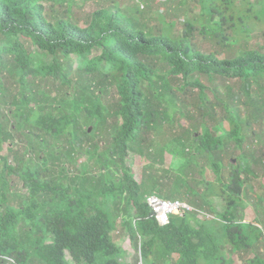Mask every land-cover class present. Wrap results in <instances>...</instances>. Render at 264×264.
<instances>
[{"label": "trees", "instance_id": "16d2710c", "mask_svg": "<svg viewBox=\"0 0 264 264\" xmlns=\"http://www.w3.org/2000/svg\"><path fill=\"white\" fill-rule=\"evenodd\" d=\"M48 1L67 0H0V264H130L120 260L125 251L116 242L124 235L138 250L135 264H223L218 240L195 212L183 210L161 224L147 202L149 195L177 199L206 153L216 160L206 165L226 203L223 211L210 203L208 210L232 250H250L253 264H264L255 244L262 238L264 245L263 228L254 234L261 220H236L250 197L264 214V182L254 168L264 174V40L250 46L243 39L250 18L263 23L264 39V0H241L244 13L238 0H198V16L191 17L188 0H171L169 19L154 6L158 0H94L84 24L46 8ZM179 12L182 27L175 31ZM198 34L241 46L233 56L217 50V42L202 50ZM73 54L81 65L68 60ZM201 75L224 82L225 93L213 86L224 118L212 128L208 118L216 113L203 107L209 99ZM233 78L238 85L230 84ZM111 85L117 97L104 104L102 92ZM192 95L197 121L189 111L184 116L194 126H175L179 103ZM160 131L170 134L182 160L176 168L182 176L174 173L166 185L172 198L162 189L145 193L132 168L133 154L152 158L144 144ZM258 142L263 148L255 154L251 145ZM233 147L241 150L237 163H222ZM81 154L86 159L76 166ZM187 201L198 206L197 197Z\"/></svg>", "mask_w": 264, "mask_h": 264}, {"label": "rangeland", "instance_id": "374dc122", "mask_svg": "<svg viewBox=\"0 0 264 264\" xmlns=\"http://www.w3.org/2000/svg\"><path fill=\"white\" fill-rule=\"evenodd\" d=\"M110 0H103V4L108 3ZM198 0H188L186 4H188V7L192 10L190 12H187V16L190 17L193 14L197 15L199 3L196 2ZM69 2V4H68ZM98 2V0H96ZM239 4V9H237L240 13L245 12L246 4H241V0L237 1ZM121 3V2H118ZM46 8H51L55 10L56 12L61 13L62 15L70 16L72 20H77L80 22V24H84L83 19L85 18L86 14L92 11L94 8H96V3L94 0H67L63 2H50L48 1L46 4ZM157 8H159L160 13L166 15V19H169L171 17V7L175 6L174 1H168L165 2L164 0H158L157 5L154 4ZM197 10V11H196ZM170 14V15H169ZM183 12H179L178 14V20L175 23V31H178L182 27V17ZM198 16V15H197ZM214 21H218V17L214 18ZM248 24L251 25L250 30L247 32L246 36H243V39L247 40L248 44L250 46L263 43V36L261 35L260 31L262 30L263 23L262 22H256L254 18H250L247 20ZM152 24H155V21L151 22ZM227 33L231 34V31L228 29ZM240 36V34H238ZM195 40L199 43V48L202 50H207L209 47L214 46L217 42L218 44L215 45V48L219 51H226V53H231V56L234 55V53L240 49L241 44H234L235 42L232 41V39L227 42L224 41V45H220L219 41H211L210 39L203 38L202 35H197ZM234 44V45H233ZM230 46L228 48L227 46ZM212 48V47H211ZM225 54V53H224ZM90 57V56H89ZM44 61L48 62L50 61V57L44 56ZM68 60L73 63L74 67L81 65V58H79L77 55L73 54L70 55ZM166 65H163L162 68H160V73H164L166 70ZM8 71H5V74ZM8 75V74H6ZM199 79L201 83L204 85V93L207 96V99H209V102H204L206 106L203 107H209L210 110L216 113L215 119L212 121L208 118V125L212 128L214 124H216L217 120H219L222 116L224 118V110L222 109L221 105L216 103L217 98L214 97V91L213 86L217 85L218 89L221 92H224L225 89L223 87V81L219 77L208 79L204 76H199ZM230 84L238 85L239 80L238 79H231L228 80ZM195 91L197 92L198 89L196 87ZM225 93V92H224ZM102 102L106 104V102H111L117 97V92L114 87V85H111L108 90L104 93L102 92ZM224 94H222L223 96ZM199 102L196 95H192L188 98H185L184 103H179V111L177 114L173 115V122L175 126L179 123L180 125L185 126L186 128H191L194 126L193 122L197 121V116H199V113L201 112L199 109H196L194 106L195 104ZM212 107V108H211ZM240 111L244 113L245 106L241 105ZM180 110H182L183 115L180 114ZM189 111H193V115L191 117H196L193 121L191 117L184 116L188 115ZM185 113V114H184ZM223 125L224 127L227 126V122L225 119H223ZM170 126V123H166L163 128H168ZM217 127V126H216ZM91 127L89 128V130ZM169 129L166 131L168 133ZM201 133L200 129L198 131H195L194 134L198 135V133ZM221 132L219 129L218 134ZM170 134H165L162 131L154 133V138H151L148 143L145 142L144 146L146 147V150L150 149V153L152 155V158L150 156L146 157L141 153H135L133 154V162H132V168L134 173V178L141 183V189L148 194L150 190L151 192H156L159 195L162 193L160 192V189H162V192H164L165 198H172L175 197V195L167 194L166 193V185H171L173 182V175L177 172V174H180L178 166L182 163L179 162L181 159L180 156H175L173 152L175 151V143L172 141L170 142V139L172 137L169 136ZM170 137V138H169ZM18 140V138H16ZM54 141V140H51ZM244 143H248V141H245ZM9 144V143H8ZM7 142L3 144L2 152L5 154L7 152L6 146L8 145ZM252 144L251 146L254 147L255 154L258 152H261V149L263 146L260 142ZM11 145V144H10ZM258 147L259 151H256V148ZM234 153L224 157L222 159V163L227 164L228 163H237L238 158L237 156L241 154V150L233 147ZM27 151V150H24ZM188 152V151H187ZM235 154V155H234ZM198 158V157H197ZM205 158V159H204ZM86 155L81 154L79 158L75 161L76 166H79L81 164V161H85ZM177 160V161H175ZM212 160L216 161L210 154L206 153V156L199 157V166L194 167L192 166L193 170H191V174L188 176L187 183H183L179 186V191L177 192L178 197H176L179 200H182L184 202L189 203L187 200H190L194 197H197V203L198 206L195 207V205L190 204V214H195V217H197L200 221H203L208 230L211 232V234L218 240V252L223 250L224 252V263L223 264H253V252L250 250H232V245L228 240L226 241L225 235L223 236V229L221 226V223L219 221L218 216L216 215V212L223 211V209L226 206L224 195L221 193L220 187L215 183V174L213 171L210 170V167L206 165V162L208 165L212 162ZM12 161V160H11ZM89 164L92 166V162L89 161ZM229 165V164H228ZM204 166L207 168L203 173H200L198 170ZM211 166V165H210ZM178 168V169H176ZM258 171H261V175L259 176V180L264 182V174L259 167L254 166ZM170 172V173H169ZM181 175V174H180ZM182 176V175H181ZM155 180L161 181L163 184L157 183L155 184ZM212 186V192L207 191V183L211 182ZM259 180H254L253 185L255 189H258ZM190 188L195 191H190ZM211 190V188H210ZM260 190V189H259ZM189 191V192H187ZM257 201L253 197L247 198L245 200V206L244 208H239L237 210L236 220L242 221V222H254L258 223L257 220H261L260 225L262 226H255L254 228V234L258 233L259 228H263L264 230V214L261 209H259V206L256 204ZM209 203L213 206L215 209L214 212L209 211ZM198 208L197 211H194L193 209ZM183 211H181L179 214H182ZM119 223V221H118ZM214 226H211V225ZM213 227V229L211 227ZM114 233H117L116 231ZM250 235L253 237V234L250 233ZM264 240V239H263ZM116 242L118 245H120L124 251L125 254L120 258V260H124L130 264H135L136 255L138 253V250L132 246V244L129 241V237L127 235H124L121 238H116ZM256 245H258V251L262 255L261 258H264V245L262 238L261 240L255 242ZM254 249V248H252ZM67 259L70 262V256L69 254H66ZM176 257V255H174ZM201 261L199 262V264ZM137 264H147L145 261L144 263H137Z\"/></svg>", "mask_w": 264, "mask_h": 264}, {"label": "built area", "instance_id": "2783aa9c", "mask_svg": "<svg viewBox=\"0 0 264 264\" xmlns=\"http://www.w3.org/2000/svg\"><path fill=\"white\" fill-rule=\"evenodd\" d=\"M147 202L161 224L167 223L172 214L183 210L190 211V205L179 199H162L156 195H149Z\"/></svg>", "mask_w": 264, "mask_h": 264}]
</instances>
